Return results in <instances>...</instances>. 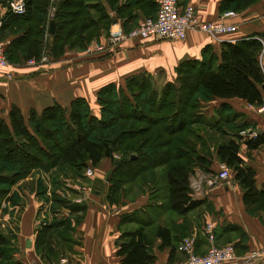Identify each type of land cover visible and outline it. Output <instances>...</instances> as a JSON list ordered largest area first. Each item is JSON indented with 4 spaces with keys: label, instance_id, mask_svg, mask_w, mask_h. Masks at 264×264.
<instances>
[{
    "label": "trees",
    "instance_id": "16d2710c",
    "mask_svg": "<svg viewBox=\"0 0 264 264\" xmlns=\"http://www.w3.org/2000/svg\"><path fill=\"white\" fill-rule=\"evenodd\" d=\"M259 1L220 0L219 10L241 12ZM50 7L54 9L49 11ZM156 11L154 0H25L22 14H4L0 39L15 36L5 52L18 64L31 58L39 60L43 46L50 56L58 58L66 48L85 49L117 19L123 20L121 26L128 31L140 19L154 17ZM51 20L55 22L52 34L48 32ZM46 30L49 43L43 45ZM263 62L264 30L235 41H222L218 52L204 46L199 58L185 59L176 66L175 82L158 86L154 75L140 72L129 75L124 85L109 82L101 86L96 92L98 115L93 114L84 97L73 98L68 106L54 103L40 112L31 109L26 116L15 105L6 114L0 111V264H20L12 256L14 234L3 229L1 204L19 201L11 188L35 169L48 172L66 165L80 172L110 158L105 197L113 202L127 183L150 177L159 168L170 209L183 215L198 207L204 199L192 196L190 177L196 167L210 163L211 152L204 151L208 140L203 139L202 128L191 131L190 125L211 127L222 135L212 143L213 149L239 182L245 204L263 197L264 188H256L255 172L243 165L239 150L241 141L249 149L264 145V131L243 137L241 132L251 128L249 123L224 101L238 98L251 105H264ZM199 97L205 103L223 101L207 117L197 110ZM239 118L241 122L234 124ZM226 125L233 131L229 132ZM192 137L200 141L196 144L199 148ZM59 227L64 228L60 234L65 236L69 229L66 219L43 226L36 236V248ZM156 233L162 240L160 247L171 244L168 228L158 226ZM148 244L140 226L129 240L117 244L116 255L121 264H151L154 257L148 252Z\"/></svg>",
    "mask_w": 264,
    "mask_h": 264
},
{
    "label": "crops",
    "instance_id": "0c3cea01",
    "mask_svg": "<svg viewBox=\"0 0 264 264\" xmlns=\"http://www.w3.org/2000/svg\"><path fill=\"white\" fill-rule=\"evenodd\" d=\"M219 3L220 0H179L180 8L193 5L202 21L219 17ZM108 10L113 13L110 8ZM122 21L117 19L111 25L121 26ZM229 21L236 25L235 29L220 39L199 30H189L183 40H127L108 48L105 36L101 35L97 41L101 49L90 47V43L83 50L66 48L58 58L48 55L46 62L37 60L36 64H28L26 61L8 66L6 70H11L13 76L5 78L0 73V111L6 114L15 105L26 116L31 109L40 112L54 103L68 106L73 98L84 97L93 114L98 115L96 92L101 86L109 82L124 85L129 75L140 72L161 73V78L172 80L176 66L185 59L199 58L204 46L210 45L218 52L222 41H235L263 31L264 0L237 12V17ZM14 37L11 35L2 40L5 46ZM159 80L161 82L162 79ZM220 101L223 100L211 101L208 104L210 111ZM224 101L232 104L249 123L251 128L242 132L243 137L254 136L256 130L264 131V110L259 111V106L238 98ZM210 152V163L202 165L207 170L196 167L194 171L200 176L198 182L202 185L201 190L192 192V196L204 201L183 215L170 209L167 193L166 199H160L158 192L152 190L132 200L129 198L132 196L127 198L124 195L127 193L126 185L119 192L122 200L106 207L105 192L92 186L99 179L106 181L108 186L106 178L111 167L110 158L105 157L92 167L93 175L87 184L79 177L51 180L52 198L47 193L42 194L38 184H35L33 192L29 187L23 189L35 173L37 183L41 171L31 173L17 185L19 201L13 205L7 202L9 211L1 215L3 226L6 225L14 234V260L20 264H121L120 257L116 255L117 244L129 240L142 226L149 243L148 252L154 257L151 264H177L184 255L176 250V245L184 236H194V253L206 252L209 241L204 226L212 222L214 243L235 247L238 258L229 264H264V196L255 203L245 204L243 190L233 172L226 181L207 184L206 176L218 171L222 164L226 165L217 159L213 145ZM239 155L243 165L254 170L256 188L263 189L264 145L249 149L241 141ZM158 172L161 173L159 169ZM88 188L90 190H86ZM60 219L69 223L66 235L60 234L63 227L53 229L36 248L38 231L51 221ZM158 226L169 229L170 245L160 247L162 240L156 233ZM28 241L29 246L26 244Z\"/></svg>",
    "mask_w": 264,
    "mask_h": 264
},
{
    "label": "built area",
    "instance_id": "2783aa9c",
    "mask_svg": "<svg viewBox=\"0 0 264 264\" xmlns=\"http://www.w3.org/2000/svg\"><path fill=\"white\" fill-rule=\"evenodd\" d=\"M157 5L154 17L142 18L138 24L128 31L122 26H113L108 33L106 41L110 46L118 45L124 40L143 41L149 38L163 40H183L189 30H199L220 39L224 34L231 33L235 24L229 20L237 17L234 10H226L219 14V17L211 21L199 20L193 5L187 4L183 8L179 6V0H154ZM25 11V0H5L0 6V28L3 23V16L6 12L22 14ZM96 49H101L96 43ZM48 55L43 54L40 62H46ZM28 64H36L37 60L31 58ZM9 63L5 57V43L0 39V73L5 78H11L13 73L6 70ZM259 111L264 110V105L258 107ZM93 169L87 166L85 176L92 177ZM192 176V175H191ZM231 177V169L222 164L216 172H210L206 176V183L209 185L226 181ZM90 190V188L86 189ZM197 190V189H196ZM214 225L212 222L204 226V233L209 241L206 252L197 254L193 251L195 238L192 235L182 237L176 245V250L184 255V258L177 264H229L238 258L235 247L232 244L216 245L214 243Z\"/></svg>",
    "mask_w": 264,
    "mask_h": 264
},
{
    "label": "rangeland",
    "instance_id": "374dc122",
    "mask_svg": "<svg viewBox=\"0 0 264 264\" xmlns=\"http://www.w3.org/2000/svg\"><path fill=\"white\" fill-rule=\"evenodd\" d=\"M257 3V2H256ZM4 4V2H1L0 3V6L1 5H3ZM47 9H49V11L51 10V9H54V7H50V8H47ZM227 10H233V9H227ZM226 11V10H225ZM235 11V10H234ZM237 12V11H236ZM114 26V25H113ZM112 25L110 26V28H109V30L113 27ZM47 28V27H46ZM109 30L105 33V34H102V35H104L105 36V40L107 39V37H108V33H109ZM130 30V29H129ZM45 33V35H43L44 36V38H43V45L44 44H48L49 43V37H48V33H47V30H46V32H44ZM97 41L98 40H93V41H91L90 43L92 44V46H90V47H96V43H97ZM124 41H127V40H124ZM124 41H122V42H124ZM107 41H105V43H106ZM121 42V43H122ZM89 43V44H90ZM90 44V45H91ZM98 44V43H97ZM107 44V46H108V48H112V47H114V46H117V45H114V46H110L109 44H108V42L106 43ZM120 44V43H119ZM118 44V45H119ZM43 54H47V55H49V53H48V49L46 48V46L44 47L43 46ZM5 57H6V60H7V62L9 63V67L10 66H12V65H14V64H18V63H15V62H12V61H10L9 59H8V57H7V54H6V52H5ZM23 63H25V62H23ZM23 63H21V64H23ZM8 68V67H7ZM162 77V75H161V73H157V74H155L154 75V79H155V81H158V83H159V85L158 86H161V85H163L166 81H169V82H175V80H176V72H175V75H174V78L172 79V80H167L166 79V77H164L163 76V78H161ZM159 79H162L161 80V82H160V80ZM205 102H207V101H205V100H203V98L202 97H199L198 98V102H197V106H198V108L199 109H197V110H202L201 112H204V114L207 116V117H209L210 116V114L212 113V111H213V108L211 109V111H210V108L208 107V104L210 105L212 102H208V103H205ZM216 105H217V103H216ZM97 108H98V112H99V105L97 104ZM93 111V110H92ZM241 120H242V118H239V119H237L236 121H234V124H236V123H238V122H241ZM200 127V128H202V130H201V134H203V139H207L206 141H207V144L205 143V149H204V151H206V152H210L211 151V148H212V143H216L218 140H220V138H221V134L220 133H218V132H214L212 129L213 128H211V127H207V126H204V125H200V124H195V125H190V128H191V131L195 128V127ZM226 127H227V129H228V131L229 132H232L233 131V129H231L228 125H226ZM252 127H254V126H252ZM256 130V129H255ZM190 131V132H191ZM247 132V131H246ZM241 134H242V132H241ZM192 140H193V144L195 145V147L197 148L198 147V145H199V140H196V138H191ZM197 142H198V145H196L197 144ZM199 148V147H198ZM201 148H203V147H201ZM115 156L116 157H118V155L117 154H115ZM85 169H86V167L83 169V170H81L80 172H77V171H75V170H73V169H71V167H69V166H66V165H60V166H58V167H55L54 169H52L51 171H48V172H45V171H43V170H41V169H35V170H33L31 173H33V172H38V171H41V174H40V176H39V178L37 179V183H35V176H36V173L35 174H33V178H32V180H29V181H27L26 182V184H25V186L23 185V189H28V187L31 189L30 191L31 192H33L34 190H35V184H38V186H39V188L38 189H43L42 191H41V193L43 194V193H47L48 194V196L50 197V198H52L51 196L53 195V191H51V189H52V182H51V180H53V179H56V178H58V179H61V178H64V177H74V178H76V177H79L80 178V181L81 182H83L84 184H87V183H89V177H87V176H85ZM159 169V168H158ZM159 171L161 172V170L159 169ZM55 172V173H54ZM30 173V174H31ZM29 174V175H30ZM48 174V175H47ZM52 174H54L53 176H52ZM153 175L152 176H146V177H144L142 180H139V181H137V182H134V183H127L126 184V190H127V193L126 194H124L125 192L123 191V194L128 198L129 196H132V197H129V198H131L132 200L133 199H135L136 197H139V196H141L142 194H144V193H149V192H153L152 190H155L154 192H158V197L160 198V199H166V192H165V189H164V186H165V178H164V176H163V174H161V173H157V171H154V173H152ZM231 174H232V170H231ZM28 175V176H29ZM28 176H26V177H28ZM25 177V178H26ZM200 176H197V174H195V173H193V175L190 177V180H191V188H192V192L194 193L195 191H197L196 189H198V190H201V185L202 184H200L198 181V178H199ZM24 179V178H23ZM150 179H153L154 181H152L151 183H149V181H150ZM20 183V180H18L13 186H12V190L13 191H15L16 192V194H17V196H18V198H19V193H18V191H17V189L16 188H18V184ZM145 184V186H144V184ZM31 184H33V185H31ZM46 184V185H45ZM28 185V186H27ZM93 189L94 188H99V189H102V191H103V193L105 192V194H106V192H107V183H106V181H104V180H102V179H99V181H96L95 180V182L93 183ZM198 187V188H197ZM48 189H50L49 190V192H48ZM121 190H124V189H121ZM121 190H120V192H121ZM30 192V193H31ZM120 195H121V193H117L116 194V197H115V200L113 201V202H110L109 200H107L106 199V197H105V201L107 200L108 201V204L106 203V207H108V206H111L112 207V205L113 204H117V203H119L122 199H120ZM43 202H44V200H43ZM164 202H165V200H164ZM17 203V202H16ZM13 205V204H12ZM1 206H2V212H1V215L3 214V212H8L9 210H7V202H4V203H2L1 204ZM16 217H17V215H16ZM3 229H4V231L5 232H7L8 231V227L5 225V227H3ZM9 231H11V230H9ZM12 232V231H11ZM12 242V244L14 245V243H13V241H11ZM182 260V259H181Z\"/></svg>",
    "mask_w": 264,
    "mask_h": 264
},
{
    "label": "water",
    "instance_id": "95a60500",
    "mask_svg": "<svg viewBox=\"0 0 264 264\" xmlns=\"http://www.w3.org/2000/svg\"><path fill=\"white\" fill-rule=\"evenodd\" d=\"M54 29H55V22L53 21V20H51L50 22H49V25H48V32L50 33V34H52L53 32H54ZM29 241L26 243L28 246H29Z\"/></svg>",
    "mask_w": 264,
    "mask_h": 264
},
{
    "label": "bare ground",
    "instance_id": "6f19581e",
    "mask_svg": "<svg viewBox=\"0 0 264 264\" xmlns=\"http://www.w3.org/2000/svg\"><path fill=\"white\" fill-rule=\"evenodd\" d=\"M198 188V187H197Z\"/></svg>",
    "mask_w": 264,
    "mask_h": 264
}]
</instances>
